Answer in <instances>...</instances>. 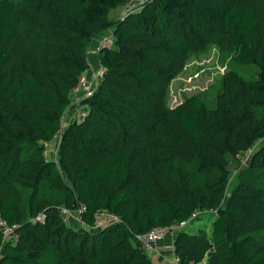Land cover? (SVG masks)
I'll use <instances>...</instances> for the list:
<instances>
[{"label": "trees", "instance_id": "trees-1", "mask_svg": "<svg viewBox=\"0 0 264 264\" xmlns=\"http://www.w3.org/2000/svg\"><path fill=\"white\" fill-rule=\"evenodd\" d=\"M129 1L0 0V219L17 225L13 239L0 226V264H171L135 236L183 221L178 264H264V0H145L109 19ZM109 28L89 114L45 156ZM214 44L227 64L217 86L170 106L169 83ZM81 205L83 223L61 219ZM105 212L120 220L90 230ZM206 214L211 234L191 233Z\"/></svg>", "mask_w": 264, "mask_h": 264}, {"label": "built area", "instance_id": "built-area-1", "mask_svg": "<svg viewBox=\"0 0 264 264\" xmlns=\"http://www.w3.org/2000/svg\"><path fill=\"white\" fill-rule=\"evenodd\" d=\"M145 0H130L128 3H126V12L127 14H130L133 12L132 7L137 6L139 7V2L143 3ZM125 13V12H124ZM108 31V30H107ZM113 31H108V33H111ZM101 37V36H100ZM100 45H98L97 49L94 47L92 50L93 53H96L94 56L98 57L97 62H94L90 59V53L89 48L87 52V61L88 66L82 72L80 75L78 82L73 86L71 90V103L66 108L71 111H73L75 114L71 117V120L74 119H82L86 117L89 114V104H86V100L90 97H92L100 82L103 81L104 75H105V67L101 62V59L99 57V50L102 46H112V34L109 37L102 36ZM98 51V52H97ZM85 100V101H84ZM85 102V103H83ZM65 110V113H66ZM70 122V121H69ZM66 127V126H65ZM64 130V124L61 123V131L57 132L56 136L52 141H43L44 146V155L49 156L52 158H58V145L61 140V135ZM60 133V134H59ZM252 152V149H249L248 152L243 156V162H247L248 158ZM85 209V205H81L76 211H71L67 207H61L60 209V217L64 222H69L70 218H74L75 222L78 224H81L84 222L82 218V212ZM72 213H75L76 216H72ZM37 220L43 221L45 219V215L43 213H40L36 216ZM120 220V216L113 212H105L100 213L99 217H97V220L94 225L89 226L90 230H98L102 226L107 225L109 223H114L116 221ZM186 224L185 221L183 222H177L173 223L171 225H164L159 227H154L151 230L145 232V233H138L136 234V241L146 250H150L154 248V245L159 243L161 240L165 239L167 235H170L171 233L177 232L181 227H183ZM0 226H2L4 231V237L5 239H13L15 237L14 228L17 226L16 224L9 225L6 221L3 219H0ZM170 251H174V245H171ZM178 257L174 256L170 259L171 264H178Z\"/></svg>", "mask_w": 264, "mask_h": 264}, {"label": "rangeland", "instance_id": "rangeland-1", "mask_svg": "<svg viewBox=\"0 0 264 264\" xmlns=\"http://www.w3.org/2000/svg\"><path fill=\"white\" fill-rule=\"evenodd\" d=\"M139 4H140L139 7L137 6L132 7V9L134 8L132 13L138 11L143 6V3L139 2ZM260 9L263 10L264 8H260ZM125 10H126V5L120 6L116 9H112L111 12L109 13V19L118 20L124 18L125 16H128L127 14L128 12H126ZM179 30L181 33H183L184 31L182 27H179ZM108 31H113V28H109ZM108 31L103 32V34L96 35L93 39L92 45L89 47L91 49L89 50L88 48L90 53V59L94 62H97L98 57L94 56L96 53H93L92 50L94 49V47L97 49L98 45H100L101 42L100 38L102 36L109 37L111 34L113 37L114 35V32L108 33ZM112 42L114 41L112 40ZM220 51L221 50L219 46L217 44H214L210 49H208L207 52L201 53L198 56L196 54H192V56L188 57L185 68L169 83L166 96H167L168 104L170 106L174 107L175 105L182 103L185 99V96L205 90L208 87L214 85L217 86L219 78L227 70V64L223 62L222 58H220ZM250 68L251 69L249 71V74H253L256 70V67L254 65H251ZM244 73L248 74L247 72ZM216 92H217V88L213 87L211 88L210 93L207 95V99L210 102V104H212L213 97L216 95ZM73 114H75L74 109L73 111H71L70 108L66 110V113L65 112L63 113V115L60 117V124L59 127L57 128V132L61 131V123L64 124V128H65L67 123L71 120ZM238 165L234 163L233 168L231 169V173L229 175L230 176L229 188H231L236 181L235 177L240 169ZM72 216L75 217L76 214L72 213ZM214 218L215 215L206 214L202 218L196 219L189 228V231L191 233H197L200 232V230H202L210 235L212 232V222ZM77 224L78 222L75 225ZM173 235L174 233L173 234L171 233L170 235H167L165 239L160 241L167 244L168 250L165 257H167L168 263H170V259L173 257L172 255L174 254V251H170ZM149 254H154V252L149 250ZM161 257L163 258L164 255L161 254Z\"/></svg>", "mask_w": 264, "mask_h": 264}, {"label": "crops", "instance_id": "crops-1", "mask_svg": "<svg viewBox=\"0 0 264 264\" xmlns=\"http://www.w3.org/2000/svg\"><path fill=\"white\" fill-rule=\"evenodd\" d=\"M70 221H71V223L69 222V224H71V225H75L76 224V222H75V220H74V218H70ZM76 226V225H75ZM156 248V250L154 251L155 253V256H156V259L158 260V261H161L163 258L161 257V254H163L165 251H167L168 249H167V244H165V243H163V242H160V243H158L157 244V246L155 247ZM159 254V255H158ZM159 256V257H158ZM165 257V256H164ZM155 258V257H154Z\"/></svg>", "mask_w": 264, "mask_h": 264}]
</instances>
